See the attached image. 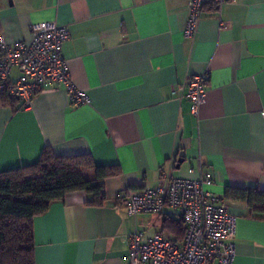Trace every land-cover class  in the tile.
Listing matches in <instances>:
<instances>
[{"label":"crops","instance_id":"crops-1","mask_svg":"<svg viewBox=\"0 0 264 264\" xmlns=\"http://www.w3.org/2000/svg\"><path fill=\"white\" fill-rule=\"evenodd\" d=\"M188 1L0 0L9 44L27 39L34 22L68 28L62 56L90 98L75 104L59 84L12 107L0 93V171L34 163L45 146L121 170L104 179L101 205L71 192L34 217L35 264H128L135 229L175 238L162 222L177 211L132 217L117 198L125 187H153L161 170L186 175L199 162L211 173L209 190L237 217L233 264H264V214L223 198L226 186L264 190V0L208 1L186 37ZM203 72L206 95L194 116L185 87Z\"/></svg>","mask_w":264,"mask_h":264},{"label":"built area","instance_id":"built-area-1","mask_svg":"<svg viewBox=\"0 0 264 264\" xmlns=\"http://www.w3.org/2000/svg\"><path fill=\"white\" fill-rule=\"evenodd\" d=\"M220 6L231 0H189L183 35L191 37L206 2ZM222 24V22H220ZM29 37L9 44L0 32V91L22 101L28 107L40 92L61 84L75 104H89L86 92L75 88L62 56V44L69 37L65 25L54 21L34 22ZM18 76L12 79V71ZM206 72L191 76L185 87L194 116L206 95ZM213 179L199 162L186 175H170L161 170L153 187H125L117 202L127 215L160 214L165 209L178 212L184 223L181 240L169 235L134 230L128 238V264H233L236 256V221L223 201L209 187Z\"/></svg>","mask_w":264,"mask_h":264},{"label":"trees","instance_id":"trees-1","mask_svg":"<svg viewBox=\"0 0 264 264\" xmlns=\"http://www.w3.org/2000/svg\"><path fill=\"white\" fill-rule=\"evenodd\" d=\"M0 93L5 105L13 107L19 100L6 90ZM120 173L118 166L95 164L89 154L56 156L48 146L34 163L0 171V264H35L34 217L71 192L81 191L90 197L89 204L101 205L104 179ZM223 198L264 214V190L256 186H226ZM162 229L178 241L184 223L180 217L164 219Z\"/></svg>","mask_w":264,"mask_h":264},{"label":"water","instance_id":"water-1","mask_svg":"<svg viewBox=\"0 0 264 264\" xmlns=\"http://www.w3.org/2000/svg\"><path fill=\"white\" fill-rule=\"evenodd\" d=\"M183 162V153L180 152L179 153V157L177 159V164H176V168H179L180 164Z\"/></svg>","mask_w":264,"mask_h":264},{"label":"rangeland","instance_id":"rangeland-1","mask_svg":"<svg viewBox=\"0 0 264 264\" xmlns=\"http://www.w3.org/2000/svg\"><path fill=\"white\" fill-rule=\"evenodd\" d=\"M151 236V235H150ZM144 237H149L147 234H144Z\"/></svg>","mask_w":264,"mask_h":264}]
</instances>
